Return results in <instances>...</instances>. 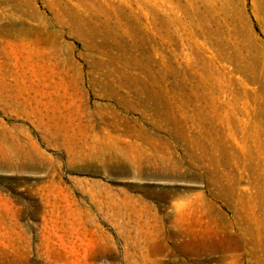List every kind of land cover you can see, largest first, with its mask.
Here are the masks:
<instances>
[{
	"label": "rangeland",
	"instance_id": "rangeland-1",
	"mask_svg": "<svg viewBox=\"0 0 264 264\" xmlns=\"http://www.w3.org/2000/svg\"><path fill=\"white\" fill-rule=\"evenodd\" d=\"M234 260L264 264V0H0V264Z\"/></svg>",
	"mask_w": 264,
	"mask_h": 264
},
{
	"label": "bare ground",
	"instance_id": "bare-ground-1",
	"mask_svg": "<svg viewBox=\"0 0 264 264\" xmlns=\"http://www.w3.org/2000/svg\"><path fill=\"white\" fill-rule=\"evenodd\" d=\"M237 247H239V246L237 244V239H235V238L231 237L230 240L226 243V248H228L227 250H231V251L233 250L234 251ZM233 264H237V260H234Z\"/></svg>",
	"mask_w": 264,
	"mask_h": 264
}]
</instances>
